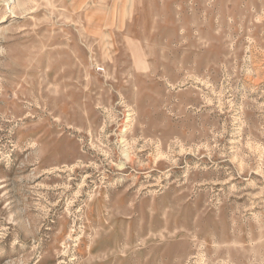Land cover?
Here are the masks:
<instances>
[{
    "label": "rangeland",
    "instance_id": "obj_1",
    "mask_svg": "<svg viewBox=\"0 0 264 264\" xmlns=\"http://www.w3.org/2000/svg\"><path fill=\"white\" fill-rule=\"evenodd\" d=\"M0 264H264V0H0Z\"/></svg>",
    "mask_w": 264,
    "mask_h": 264
}]
</instances>
